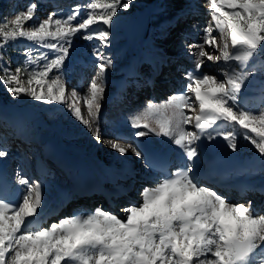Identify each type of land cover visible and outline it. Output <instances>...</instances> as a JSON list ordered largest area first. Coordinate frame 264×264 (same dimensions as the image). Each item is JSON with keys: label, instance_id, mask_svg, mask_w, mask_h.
Returning a JSON list of instances; mask_svg holds the SVG:
<instances>
[{"label": "snow or ice", "instance_id": "snow-or-ice-1", "mask_svg": "<svg viewBox=\"0 0 264 264\" xmlns=\"http://www.w3.org/2000/svg\"><path fill=\"white\" fill-rule=\"evenodd\" d=\"M131 2L87 0L66 15L52 12L37 20L38 3L29 0L0 20V85L13 100L26 96L43 105L61 106L49 111L53 116L56 112L69 115L97 144L105 142L100 115L108 71L115 67L107 49L118 11H127ZM204 2L208 21L202 28L191 26L200 33L199 42L188 43L192 32H181L195 65L185 70L181 90L161 103L149 100L128 117L127 124L134 131L106 141L121 157L130 149L155 174L153 184L139 190L141 202L122 207L124 217L101 206L74 211L48 224L46 215L38 211L43 204V182L29 181L18 171L14 183L22 188L0 181V264H264V214L253 209L252 200L231 202L215 188L198 184L196 175L198 142L207 141L210 146L217 138L236 152L243 136L259 154L253 159L264 165V108L254 112L241 102L251 78L264 72V0ZM193 9L188 0L168 25L177 27ZM77 35L92 42L93 75L83 77V93L76 87L69 92L65 79ZM18 40L34 42L48 51L33 57L29 49L25 62L13 71L3 49ZM206 61L217 64V75L201 71ZM139 83V73L130 69L127 86L118 90L119 102L127 87ZM140 86H154V81L145 80ZM260 91L264 99V86ZM148 136L167 138L171 145L138 143ZM7 155V149L0 147V159ZM128 173L134 176L135 170ZM243 174L261 175L264 167L246 168ZM124 191L118 186L109 195ZM247 191L264 195V186L249 185ZM70 198L66 194L57 207ZM55 212L50 209L48 215Z\"/></svg>", "mask_w": 264, "mask_h": 264}, {"label": "rangeland", "instance_id": "rangeland-1", "mask_svg": "<svg viewBox=\"0 0 264 264\" xmlns=\"http://www.w3.org/2000/svg\"><path fill=\"white\" fill-rule=\"evenodd\" d=\"M65 2L66 0L63 1V3L60 6H62ZM86 2L83 3L82 5L86 4ZM149 2L150 0H132L131 6L127 11L123 9H120L118 11L117 17L115 18L114 24L111 28V37H110L111 44H113L114 42L118 44L125 41V38L122 36V32H121L123 25L127 21L135 18V15L139 11L147 7ZM192 3L194 4L193 11L190 12L187 15V19L184 20L180 25L175 27L174 30H171V27L167 25L165 29L166 32H164L163 30L162 32H158L159 30H156V32L154 33H151L153 30H151L150 32L151 34L150 36L154 41L153 47L157 46L159 48V50L157 49L156 52L153 53V55L155 57H157L158 54L161 55L160 56L161 60L159 61L158 66L162 68L157 69L159 70L158 74H164L165 77H168L170 82L158 83L156 78L154 86H151V88H147L146 91L144 92L142 91L140 94L139 91L141 90L139 86L135 88L128 87L127 89L128 93L123 99V102L118 101L110 105H104L103 103V109L100 115V128L105 142L99 143L100 146L99 148H97V156L99 157V159L103 161V163L112 167L114 164H115L114 166H117L121 162H125L127 160L125 159L126 157H121L119 156L118 153L113 152L106 141L115 139L114 131L116 132V129H118L119 127L120 128L122 127L128 131L132 130L127 124V120L129 116L135 114L138 110L142 109L149 100H152L155 103H161L165 101L172 93L176 92L177 88L180 89L181 85L185 83L184 80L185 70L194 69L195 67L193 63L194 57H189L187 55V48L184 46L183 41L181 39V32L184 30H188L192 32V36L188 39V43L199 42L200 33L195 32L191 28V26L193 24H197L202 28L203 25H205V23L208 21L209 17L207 15L208 8L204 0H192ZM187 4H188V0H158V4L156 6H160L162 10L159 13H155L154 15H152L153 13L151 14L150 17L151 25L155 26L156 23H158V21L163 19L166 20L167 22V20H169L173 14L175 13L178 14L183 9H185L187 7ZM0 5L4 7L6 4L4 5V3H0ZM39 6H41V4H38V7ZM20 9H18L17 11H19ZM42 13L43 14H40L39 9H37V11L35 12V17H38L37 20H43L49 15L48 12H42ZM11 15L12 14H10L8 17H10ZM0 17L2 18V15H0ZM5 18H7V16ZM168 27L169 30L167 29ZM178 31L179 33L177 34ZM213 35H218V34L213 33ZM171 39H175L177 43L174 45L169 44L170 41H172ZM18 41L14 43H9L7 47L3 49L5 59L10 63V66L13 71L17 66H20L25 62L24 58L25 55L27 54L23 51L22 47L16 44ZM136 46L137 49H139V51L142 52V47L140 48V44H136L135 46L131 45L132 48H135ZM77 47H81V49L78 52V54L81 57L83 56V58L87 59L89 62L93 61V57L91 55L92 45L86 44L85 40L81 39L79 35L74 37L72 42V47L70 50V66L72 67V69L70 70V88L67 87V78L65 76L66 87L69 92L71 91L72 88L76 87L79 89L81 93H83L84 92L83 84L86 83V81L83 78L79 77L80 74L79 76H77V73H79L80 70H82V67L80 65L77 66V64L73 62L71 56V54L73 53L72 50L76 49ZM208 50L212 51V49H208ZM194 51L197 50L194 49ZM172 53L177 54V56H175V54L171 56ZM164 61H167V63H164ZM122 62H123V58L119 59L118 63L122 64ZM37 66H39V64ZM208 66L210 67L207 68ZM142 69H143L142 71H144L143 74H146L148 71H150V67L147 66L142 67ZM216 70H217V64L212 61H206L201 69L202 72L213 75H217ZM114 71L116 72V70ZM163 71L164 73H162ZM83 72L84 75L89 78L93 75V72L91 70H87ZM163 84H165L164 85L165 89L163 88ZM249 86L250 84L246 85V89H248ZM111 90H112L111 85L108 82L106 96ZM0 105L4 108L6 112H10L9 114L11 116L14 115L13 117L16 119L17 126L20 125L23 121H27V122H31L33 120L45 121L55 129H60V127H62L64 130H66L67 133L70 135V139H68L69 141L67 139L66 140L70 143H74L75 145L84 147L86 149H89V147L92 146V143H96L93 139H91V135L90 133L87 132V130L85 133L83 132L77 133L76 121L73 118L70 117V121L68 122L64 119L63 116H61L60 118L49 116L48 114L45 113L46 108H52L53 106L43 105L39 102L31 101L26 96H22L19 100H13L10 97V95L6 92L4 86L2 85H0ZM81 106H82V102H81ZM262 108H264V103L261 105L259 110L251 109V111L259 112L261 111ZM82 111H84L83 106H82ZM189 114L193 115V113H189ZM85 118H87L86 113H85ZM1 125H3L2 122H0V126ZM189 130H192L191 126H189ZM2 132H6V131L3 128H0V137H2ZM6 136L8 137V135ZM9 139H10V145L8 146V149H10L12 153L21 154V152L23 151L21 159H18L17 155L16 157H14L15 158L14 165L16 166L18 171L23 174V176H26L29 179V181H32V179L34 178V175H32L33 163L36 160L35 158L38 156L36 143L33 141H19L12 138L11 136ZM160 139L161 141L164 142V144L171 145V141L167 140V138L161 137ZM29 144H33L32 147ZM26 145H29L31 148L28 150L25 149L23 150L24 147H27ZM172 147L174 148L175 146L173 145ZM244 149H248L247 144H245ZM255 152H256L255 148H250L242 156L248 157L249 155ZM173 153L176 152L174 151ZM128 155H131L132 158L131 160H133L135 155L132 153L131 150L128 151ZM142 175H144V169L140 170V177ZM132 190H137V188L136 187H132V189L130 188V191ZM138 198L139 199H137V201L134 203L139 204L141 202V196L139 194H138ZM228 198H230L231 200V198L234 199L236 197H232V195H228ZM52 200L53 197L52 198L48 197L45 203L42 204V207L46 204V202H51ZM241 200H245V199H241ZM97 203L93 201L91 204H89L90 209L85 211L88 212L94 210L97 207H101V206L104 207V205H102L101 203L98 204ZM84 205H86V203H84ZM121 207H124V205H121ZM121 207L118 205L117 207L113 208L111 211L119 210V212H121ZM253 207L254 209L259 208L257 207L256 202L255 204H253ZM70 208L72 207L68 205L67 208L68 211L64 212L63 215L69 216ZM104 208L105 210L109 211L108 208L106 207ZM258 213L264 214V210L260 209ZM63 215L60 214V216ZM58 220L59 219H57L56 221Z\"/></svg>", "mask_w": 264, "mask_h": 264}, {"label": "bare ground", "instance_id": "bare-ground-1", "mask_svg": "<svg viewBox=\"0 0 264 264\" xmlns=\"http://www.w3.org/2000/svg\"><path fill=\"white\" fill-rule=\"evenodd\" d=\"M17 6H19V4H17ZM158 7L159 6H156V8H158ZM154 14L155 13H153L152 15H154ZM175 15H176V13L170 17V20H172V18ZM162 22H164V20H160V21H158V23H156L155 26H151V30H153L154 32H156V30H159L158 32H162V30H163L165 32L166 31L165 29L167 26L166 25L162 26ZM167 25H168V23H167ZM150 35L147 39L141 41V43H140V48L142 47V52H140L139 49H137V46L135 48L128 46L125 54L123 55L124 56V64L123 65L132 66L134 70H140L141 67H146L147 65L150 66L151 69L153 67L158 66V63L161 60L160 59L161 55L158 54L157 57H155L153 55V53H155L157 49L159 50V48L157 46L153 47L154 41L152 40ZM175 43H176V41H175ZM121 44L122 43L117 44L116 42H114V44H111V46L107 50L116 52L118 50V47ZM174 54H171V56H173ZM175 56H177V54H175ZM209 67L210 66H208L207 68H209ZM149 73L151 74V71ZM149 73H148L147 78L144 80H149V76H150ZM163 80L166 81V80H168V78L164 77ZM262 86H264V80L253 82L251 88H252V90H259L260 91ZM141 88H144V87H141ZM250 95L254 96L255 93L246 92L245 95L243 96V98H246ZM256 105L257 104H251V102L249 101V103L246 105V107H255ZM0 119H3L5 122H7L6 123L7 129H10V128L15 129V135H17L16 138L18 140L33 141V142L35 141V143H37L38 147H39V143L41 144V148L39 149V152H40V157L38 159L39 162L44 161L45 157L47 156V154L45 153V147L47 146V142H55L58 145V147L60 148L59 158L63 162V164L66 166L67 170H70V175H72L73 179L70 180V183H68V181L62 179V182H56L55 184H53V188H54V196L53 197H55V199H59L61 197L60 191L69 190L68 184H70V196L72 197L70 204H71V207L73 208V209L69 210L70 214L73 213L75 210L82 211L81 208H75V207H77V204H79L81 206L84 203L90 204L94 201V199L91 198V196H89V195L83 196L86 198H78V196L76 195V192L72 188V183L75 179V172L73 171V167L76 163H82L83 165H85L86 168L89 170V173L92 175V178H94L95 181L98 182L99 184H101L102 181H104L105 182L104 189H106V190H113L111 182L114 178L122 179L125 176H129L128 170L134 169V167L130 168V163L128 164L126 162H122L121 163L122 169L120 170L119 175H118L115 166L111 167V166L103 163V161L101 159H99V157L97 156V148H99L100 144L92 143V146H90L89 149L77 146L74 143H70L66 140V132L65 131H59L56 129L54 130L45 121H37V120H33L31 122L23 121L20 125L17 126L16 125V119L13 116H11L9 113L1 111V110H0ZM120 129H122V128H120ZM120 129H118V131ZM151 137L154 139V141L156 142L158 147L161 146V139H159L155 136H151ZM219 141H217L215 144H211L210 146L208 145L207 141H204L203 143H205L211 151L217 147ZM121 142L123 143V141H121ZM248 142H249V145L251 146L252 144L250 143L249 140H248ZM4 148H6V147H4ZM224 148H227V147L224 145L220 149H224ZM6 149L8 151V155L6 158L1 159V160L3 163H7V162H11V161L13 163V160H11L12 153L8 150V148H6ZM258 155L259 154H257L256 156H258ZM234 166H236L238 168V170L241 171L243 177H246L247 180L252 181L253 185L261 186L262 184H264V174L253 175V176L243 174V169L261 168V167H264V165H261L259 160L253 159L252 157L241 158L239 155V152L237 153L236 162L233 164V166L231 165L230 168H228L226 171H224L220 175H216L214 167H209L207 169L196 167V171L205 173L208 178L213 180L212 184L218 183L220 185V188L231 189L230 184L234 180L233 176L231 175L232 174L231 170L233 169ZM112 172L115 174L112 175ZM137 172L138 171H136V173ZM136 173L134 175L135 177L137 175ZM13 176H14V172L12 173V175H9V177H10L11 181L13 182V184H15L14 183L15 179H13ZM134 176H129L128 180H127L128 182H132L131 184L129 183L131 186L134 183V180H132V177H134ZM143 179L147 180V181H149V180L151 181L154 179V175L146 174L145 177H143ZM46 180L47 179H44V181L40 180L43 182V185H44L43 194L51 189V187H50L51 183L46 182ZM198 181L199 180L197 179V183H199ZM15 187L22 188L23 186L15 184ZM138 187L140 189H142L143 187H146V185H138ZM138 193H139V191L137 192V195H135L133 203L136 202L137 199H139ZM230 195H232V197H237L236 194H234L233 192H231ZM252 195H253V197L249 198L248 200H252L253 204H255L256 201L253 199H254V195H257V194L253 193ZM122 198H124V195H122L119 199H117L116 202H118ZM227 198H228V195H227ZM228 199H230V198H228ZM43 200H44V197H43ZM256 203H257V207H259V208L254 209V207H253V209L257 210V212H258V210H260V207H261L260 206L261 201L258 200ZM55 207H57V206H54L52 204L47 203V205H44L38 211L41 212L42 214H46V213H49L50 209H53ZM104 207L108 208L109 211H111L114 208V205L113 206L105 205ZM85 210L86 209H84V211ZM84 211H82V212H84ZM112 213H114L118 217H124L125 216L122 212L119 213L118 210H115Z\"/></svg>", "mask_w": 264, "mask_h": 264}, {"label": "water", "instance_id": "water-1", "mask_svg": "<svg viewBox=\"0 0 264 264\" xmlns=\"http://www.w3.org/2000/svg\"><path fill=\"white\" fill-rule=\"evenodd\" d=\"M155 2L156 0H152L145 10L137 14L136 19L126 24L124 35H126L129 42L134 43L138 40L145 39L148 36L150 27L149 15L153 10Z\"/></svg>", "mask_w": 264, "mask_h": 264}]
</instances>
